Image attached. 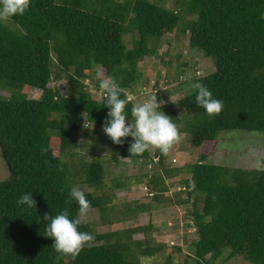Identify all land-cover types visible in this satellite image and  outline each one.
<instances>
[{"label":"trees","instance_id":"16d2710c","mask_svg":"<svg viewBox=\"0 0 264 264\" xmlns=\"http://www.w3.org/2000/svg\"><path fill=\"white\" fill-rule=\"evenodd\" d=\"M176 4L193 16L183 23L189 47L214 60V71L196 75L192 82L206 86L224 105L218 116L209 117L196 104L194 91L177 101L192 119L189 143L199 148V156L186 165L190 176L181 180L186 195L175 201L191 203L186 216L192 223L194 250L176 264H209L225 249L229 257L242 255L251 264H264V168L203 161L219 132L255 130L263 133L264 165V0ZM179 10L151 0H30L24 15L12 17L11 24L0 22V90L7 92L0 94V154L9 174L0 181V264H137L134 249L142 256L162 250V244L153 243L151 231L157 227L151 223L98 232L85 222L79 231L91 233L94 243L72 260L54 250L52 239L45 237L50 221L42 218L65 210L70 219L78 217V205L69 195L74 186L66 181L69 164L62 157L74 147L80 123L102 126L108 112L101 80L95 82L99 98L85 80L94 79L101 68L104 78L119 83L121 99H127L141 77L140 62L154 54L164 35L176 30ZM128 33L130 47L122 40ZM53 65L64 76L59 85H50ZM35 88L40 95L30 98ZM134 105L128 100L125 109L130 123ZM131 142V137L122 145L110 140L111 157L151 164L150 151L129 153ZM155 154L161 164L165 155L158 150ZM85 172L87 184H102L100 162L91 161ZM144 177L153 188L151 202H162L168 190L164 178L158 173ZM25 193H31L36 208L18 203ZM85 196L91 209L106 218L110 198L90 192ZM150 204L142 211H149ZM164 262L173 264L171 255Z\"/></svg>","mask_w":264,"mask_h":264},{"label":"rangeland","instance_id":"374dc122","mask_svg":"<svg viewBox=\"0 0 264 264\" xmlns=\"http://www.w3.org/2000/svg\"><path fill=\"white\" fill-rule=\"evenodd\" d=\"M168 9L179 7L180 22L173 33L164 35L156 44L151 57L140 62L141 77L134 86L132 95L135 105L146 101L153 91H156L157 101L163 100L160 111L172 118L173 123L180 131L181 139L165 156L161 164L158 160L151 164L144 162H131L127 158L111 157L110 139L103 133L102 126L92 127L80 123L75 134L74 147L64 161L69 164V174L66 181L79 187L84 193L103 194L110 198L109 211L106 218H102L100 211L92 209L87 223L98 232L111 231L120 228H131L151 223L157 230L151 231L153 243L162 244V250L153 256H142L134 249L137 264H165L167 256L171 255L173 264L181 263L186 254H193L191 241L194 235L190 221L187 220V209L191 203L178 205L176 199L186 195L183 190L182 179L189 177L186 165L198 160L199 148L189 143V128L192 119L179 108L177 101L193 92L191 84L196 75L208 74L214 71V60L206 56L198 48L189 47L187 33H183L185 18L193 17L184 13L176 0H151ZM11 24V22H7ZM132 36L124 34L123 42L130 47ZM152 44L153 38L150 39ZM52 80L50 85L63 83V74L55 65L52 66ZM103 70L97 68L94 79H86L85 83L98 98L100 90H95V82L104 80ZM40 90L31 89L30 98H37ZM0 94L7 95L0 90ZM151 157L156 156L150 151ZM263 133L255 130H224L218 133L214 148L204 158L205 163L240 167L245 169L264 168L263 162ZM98 161L103 165V178L100 186L89 185L85 182V170L91 161ZM164 169L171 170L168 174ZM159 174L164 178L167 191L162 193L163 201L158 203L152 200L151 187H148V177L144 175ZM9 176L7 167L0 154V181ZM169 197V200L166 198ZM151 203L149 211H142L141 207ZM141 234H134L139 238ZM180 248V250L177 249ZM209 264H251L242 255L229 257L228 249Z\"/></svg>","mask_w":264,"mask_h":264},{"label":"clouds","instance_id":"9594fccd","mask_svg":"<svg viewBox=\"0 0 264 264\" xmlns=\"http://www.w3.org/2000/svg\"><path fill=\"white\" fill-rule=\"evenodd\" d=\"M29 7L30 0H0V22L7 23L14 16L24 15ZM99 88L105 107L108 108L102 131L113 144L122 145L125 138L131 137L132 142L128 149L131 155L141 156L146 151L158 150L166 156L180 141V131L172 118L160 111L164 101H157L156 91L146 101L132 107L131 116L134 123H130L125 111L128 100L121 99L123 90L116 79L105 78L100 82ZM191 88L196 93V104L202 107L209 117L218 116L223 111V102L213 98L206 86L194 82ZM192 187H195L194 183ZM69 195L78 205L76 219H70L67 210L54 217L45 213L42 219L50 221L45 229V237L52 239L54 250L64 257L75 260L85 247H90L94 243L95 237L91 233L79 231V226L87 222L92 210L90 201L79 187H72ZM18 203L25 204L28 208H36V201L31 193L23 194Z\"/></svg>","mask_w":264,"mask_h":264},{"label":"built area","instance_id":"2783aa9c","mask_svg":"<svg viewBox=\"0 0 264 264\" xmlns=\"http://www.w3.org/2000/svg\"><path fill=\"white\" fill-rule=\"evenodd\" d=\"M134 99V95L127 93V100H133ZM158 157L154 156L153 157V162L157 161ZM183 188V187H182ZM184 189V188H183Z\"/></svg>","mask_w":264,"mask_h":264}]
</instances>
